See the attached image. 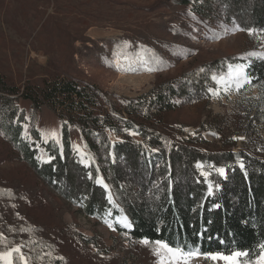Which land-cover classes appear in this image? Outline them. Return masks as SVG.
<instances>
[{
  "label": "rangeland",
  "instance_id": "374dc122",
  "mask_svg": "<svg viewBox=\"0 0 264 264\" xmlns=\"http://www.w3.org/2000/svg\"><path fill=\"white\" fill-rule=\"evenodd\" d=\"M41 5L46 7L45 15L37 8ZM225 16L220 0H209L208 4L204 0H51V3L0 0L1 87L22 89L28 84L42 85L57 74L68 73L78 84L96 88L98 105L102 111H108L109 102L117 108L121 106L119 99L135 101L142 95L149 96L161 83L189 76L204 65L213 66L223 60L228 63L223 74L219 72L221 66L215 64L208 69L210 75L204 77L214 85L210 88L218 91L217 95L209 92V88L204 96L188 83L185 97L173 98L174 109L160 113L157 119L162 130L176 140L201 139L211 149L221 150L218 131L232 133L237 125L235 115L249 105L248 100L257 97V91L250 88L252 80L243 89L232 85L224 91L212 76L226 75L229 65L248 69L253 61L264 58V35L256 37L248 31L234 30L238 27L235 20H227ZM252 40L258 42L257 47ZM116 57L135 63L116 67L113 63ZM145 60L156 70H144ZM1 87L0 114L10 105L17 107L23 119L18 122L16 118L12 126L20 127L21 142L34 152L38 165L50 164L53 159L42 162L38 158L48 160L46 148L51 143L62 151L61 131L67 122L46 106L35 111L30 102L9 96ZM245 89V95L241 96ZM2 124L0 118V127ZM211 124L220 126L219 130H212ZM256 126L264 140V122ZM52 131L57 133L59 143L48 135ZM105 134L113 145L123 140L114 137L111 131ZM69 136L71 154L88 169L90 161L87 167L80 163L74 147L78 145L90 157L80 130L70 125ZM132 136L140 140L137 135ZM233 137L243 136L235 134L228 139L234 144L232 151L237 152L244 147L246 138ZM99 146V156L104 157L106 147ZM15 148L5 144L0 136V185L10 189L17 201L0 205V228L2 224L36 227L40 238L55 244L57 256L65 264H157L154 245L146 246L109 228L108 223L114 228L117 223L108 213L86 214L85 204L73 201L80 193L69 197L72 200L67 202L53 185L66 193L69 183L59 179L51 186L43 176L33 172ZM72 175L80 183V173ZM25 196L27 204L20 199ZM196 264L211 261L200 259Z\"/></svg>",
  "mask_w": 264,
  "mask_h": 264
},
{
  "label": "trees",
  "instance_id": "16d2710c",
  "mask_svg": "<svg viewBox=\"0 0 264 264\" xmlns=\"http://www.w3.org/2000/svg\"><path fill=\"white\" fill-rule=\"evenodd\" d=\"M46 1L51 3V0ZM204 2L208 4L209 0ZM220 2L227 20H235L238 27L244 29L242 31L255 29L254 35L263 37L264 0ZM37 8L43 15L47 13L43 5ZM252 43L257 47L258 42L252 40ZM215 64L221 66L219 72L223 74L228 63L219 60L213 66L204 65L206 67L189 76L159 84L149 96L142 95L135 101L119 99L121 106L117 108L109 102L108 111H102L98 105L96 88L78 84L68 73L57 74L42 85L28 84L22 89L1 87L3 83L0 82V87L6 89L2 92L30 102L35 111L46 106L67 122L63 123L61 131L62 151L51 143L46 150L53 161L43 166L34 160V152L29 146L21 142L20 127L12 126L16 118L18 122L23 119L14 105L0 114L3 122L0 136L5 144L18 148L22 160L51 186L59 179L69 183L66 193H61L54 185L53 188L59 190L67 202L80 193L73 201L83 202L86 214L111 212L113 218L127 216L132 230L116 226L121 236L136 242L148 238L150 241L166 240L174 245H199L202 252L248 250L251 259L259 253L258 245L264 243V140L259 137L256 126L264 122V58L253 61L247 70L252 77L250 88L257 91V97L248 100L249 105L235 115L237 125L232 133L226 134L224 129L218 131L220 126L211 124V129L218 131L222 141L221 150L211 149L201 139L176 140L171 133L163 131L157 121L160 113L174 109L173 98L185 97L186 84L190 83L206 96V90L214 85L204 77L210 75L208 69ZM246 90L240 95H245ZM3 99L10 100L8 97ZM153 110L155 114L151 113ZM70 125L80 130L91 157L88 169L71 154ZM107 131L123 140L113 145L105 134ZM129 131L135 132L140 140L128 135ZM235 134L246 138L244 147L237 152L232 151L234 144L228 141ZM99 145L106 147L104 157L99 156ZM238 159L244 161L247 176L240 170ZM197 163L209 173L207 180L200 175ZM216 167H225L227 178L219 176ZM72 172L80 173V183H76L77 176ZM98 176L103 178L108 190L95 182ZM209 183L220 185L212 196L207 195ZM108 192L112 195V203L107 199ZM20 199L26 204L29 201L27 196ZM14 200V193L0 185V205L16 203ZM214 204L220 207L213 208ZM60 210L59 207L58 214ZM36 230V227L21 224H2L0 233L6 239L0 240V251L21 246L29 258L28 264H65V260L57 256L55 244L48 238H40ZM221 240L224 243H220Z\"/></svg>",
  "mask_w": 264,
  "mask_h": 264
},
{
  "label": "snow or ice",
  "instance_id": "6c2138e0",
  "mask_svg": "<svg viewBox=\"0 0 264 264\" xmlns=\"http://www.w3.org/2000/svg\"><path fill=\"white\" fill-rule=\"evenodd\" d=\"M234 30H244L240 28H236ZM250 35L255 34L256 30L252 28L247 29ZM128 42H125V46H127ZM250 56L255 55V53H249ZM144 70L148 72L155 71L156 69L149 65L147 60L143 61ZM135 71V69H130ZM203 71V69H201ZM212 80L216 81L218 85H222L224 91H227L233 84L237 89L244 87L245 84H250L252 77L245 71V66L242 65H229L228 73L226 75H213ZM213 95H217L218 91L209 89ZM127 131V130H126ZM131 135H136L135 132L130 133ZM48 135L56 140L59 143V139L57 137V133L52 131L48 133ZM233 139H244L243 137H233ZM77 153L80 155V163L84 164L86 167L89 165V161L91 157H86V155L82 152L78 145L74 146ZM151 151L155 152L158 149H152ZM42 162H50L53 157H49L47 161H44L42 157ZM237 164L241 171L244 172L245 176H247L246 166L242 159L237 160ZM197 169L200 170V175L207 177L209 175L208 172L203 170V165L197 163ZM232 167L231 165L229 168ZM216 173L219 176L227 178L226 176V168L225 167H216ZM91 178V177H90ZM97 184L102 185L105 190H108V185L104 183L102 177H97ZM220 188L219 184L213 185L212 183L208 184V196H212L214 194V190H218ZM107 199L110 203H112V195L108 192ZM213 208H219V204H214ZM111 215V212L108 213ZM105 223H108L105 221ZM117 223L121 224L125 228H132V223L128 220L127 216H122L117 219ZM108 227L115 230L113 224L108 223ZM203 236V233H200ZM6 238L0 233V240H5ZM211 239V237H209ZM142 244L154 245L153 254L157 257V264H196V262L200 259L211 261V264H264V243L258 245L259 253L255 255L253 258L249 259L250 253L248 250H235L229 253H224L220 251H208L202 252L199 245H180V244H171L166 240H155L150 241L148 238H143L140 241ZM220 243H224L222 240ZM62 259V258H61ZM17 260L19 264H28L29 258L22 251L21 246L9 247L6 250L0 251V264H17Z\"/></svg>",
  "mask_w": 264,
  "mask_h": 264
},
{
  "label": "bare ground",
  "instance_id": "6f19581e",
  "mask_svg": "<svg viewBox=\"0 0 264 264\" xmlns=\"http://www.w3.org/2000/svg\"><path fill=\"white\" fill-rule=\"evenodd\" d=\"M113 63L116 67H118L120 64H124L125 66H129V65H133L135 63V61H130L129 59L127 58H120V57H116L115 59H113ZM228 73V72H227ZM216 84L217 82L214 81ZM234 85V84H233ZM235 87V85H234ZM236 88V87H235ZM240 89V88H239ZM118 219V218H117ZM117 219H116V222H117ZM119 224V223H118ZM121 227H123L121 224H119ZM125 228V227H124Z\"/></svg>",
  "mask_w": 264,
  "mask_h": 264
}]
</instances>
